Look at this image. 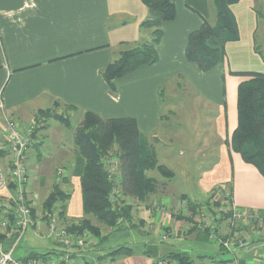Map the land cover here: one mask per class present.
<instances>
[{"label": "crops", "instance_id": "crops-1", "mask_svg": "<svg viewBox=\"0 0 264 264\" xmlns=\"http://www.w3.org/2000/svg\"><path fill=\"white\" fill-rule=\"evenodd\" d=\"M175 6V18L162 26L158 60L115 79L114 93L102 71L120 51L148 37V30L142 26L148 8L142 0H0V101L4 107L0 109V149L6 143L3 113L31 122L57 106L60 110L69 107L65 111L70 116L79 114V123L86 111L103 118L134 117L140 132L153 140L159 163L174 172L171 178H161L149 170L148 175L158 182L157 191L144 202L129 197L134 205L130 224H138L135 226L141 227L142 235L149 236H144L143 249L132 248L133 254L117 258L118 264H154L158 257L178 251L177 243L170 248L166 246L170 241L161 240L163 230L176 234L173 241L206 239V234L193 231L192 222L183 215L189 212L188 199L195 197L194 193L171 189V181L177 177L182 176L184 182H191L206 194L227 184L232 204L264 213V175L228 145L238 125V87L249 78L236 73H264V59L256 49L261 51L259 42H264V0H240L231 5L239 40L228 42L226 60L208 71L188 60L186 45L190 32L200 28L205 20L214 23L215 0H176ZM167 87L174 90V97L176 89L187 88L192 106L198 104L203 109V113L195 115L198 135L192 137L193 132L190 133V138H200L199 151L183 141L187 133L182 134L186 128L180 124L172 134L175 141L179 140L178 151L174 152L166 141L171 137L166 135L170 126L161 128L169 121L161 91ZM42 121L44 124L32 136L27 152V196L40 216L36 203L46 185L59 184L69 192L71 188L67 216L77 220L84 216L81 175L85 158L74 141L79 123L69 142L57 131V120L44 117ZM187 145L198 154L191 162L201 168L190 165L186 169L181 162L175 164L178 170L172 167L173 160L187 153ZM29 166L36 171L32 183ZM196 170L202 171L196 175ZM215 199H221V195L215 193ZM101 240L91 235L87 247L73 254L74 264H94L106 254ZM181 247L182 251H189V247ZM244 250L245 257L252 256L249 247Z\"/></svg>", "mask_w": 264, "mask_h": 264}, {"label": "trees", "instance_id": "trees-1", "mask_svg": "<svg viewBox=\"0 0 264 264\" xmlns=\"http://www.w3.org/2000/svg\"><path fill=\"white\" fill-rule=\"evenodd\" d=\"M175 1L142 0L148 8V15L142 21V26L151 31L142 42L120 51L102 71L112 92H116L115 79L141 66L152 65L158 60L157 48L163 34L162 25L175 18ZM239 1L215 0L214 23L205 20L200 28L190 32L186 57L189 61L195 62L200 69L208 71L222 64L227 57L226 44L239 40L238 24L231 10V5ZM256 49L264 59V54ZM236 74L247 75L249 78L242 81L238 87V125L228 140V145L240 153L245 162L256 166L264 175V73L250 71ZM59 120L69 125V119L60 116ZM74 141L85 158L81 175L84 216L77 218V225L70 220L67 216V200L70 199L71 193L61 188L59 184L53 187L43 204L44 210L58 211L60 220L72 231L81 233L87 231L92 236L101 238V225L96 224L94 220L108 227L118 226V229L128 227L127 224L133 222L134 205L126 202L123 197H132L144 202L157 191L158 182L155 177L148 175L149 170L156 169L167 178L174 176L171 168L159 163L153 140L140 132L134 117L103 118L96 112L86 111L84 118L76 127ZM5 155L6 152L0 149V156ZM111 158L117 159L119 163L116 168L120 173L119 181L109 171L108 160ZM228 191L230 196L225 200L215 199L213 191L205 201L209 206L223 205L228 209L223 211V220L232 215L229 209L232 204L230 187ZM188 203L190 205L188 209L192 214L199 212L204 205L203 202L192 199H188ZM187 219L190 222L194 221L193 216ZM4 236L0 234V240ZM224 253L225 250L220 244V254L216 259L218 262H225L220 259V255ZM131 254L133 249L126 244H119L106 253L114 259ZM166 257L174 259L177 264H196L187 251H174Z\"/></svg>", "mask_w": 264, "mask_h": 264}, {"label": "built area", "instance_id": "built-area-1", "mask_svg": "<svg viewBox=\"0 0 264 264\" xmlns=\"http://www.w3.org/2000/svg\"><path fill=\"white\" fill-rule=\"evenodd\" d=\"M0 109L4 110L1 101ZM3 118L6 143L1 149L6 152V155L0 156V190L3 192L0 195V234L5 236L0 240V264H74L73 254L87 247L91 234L87 231L83 233L72 231L60 220L58 211L43 210L41 216H38L26 193L27 152L32 136L40 124L38 125L37 120L21 122L6 113H3ZM116 161L115 158L108 160L111 174L116 172ZM215 193H219L224 200L230 196L227 184H220L215 189ZM229 209L232 211L231 217L226 219L229 229L223 233L222 228L220 230L218 228L220 225L218 221L224 216L223 211H228L223 205L215 212L213 219L199 218L197 223L195 220L192 221L197 231L210 236L211 239L218 238L225 252L234 255L232 260L211 261L207 264H264V213L256 209L237 207L234 204H231ZM176 211L179 212V210ZM203 212L202 217L206 214L205 211ZM183 215L187 218L192 217L190 210ZM72 221L78 224L77 220ZM30 227L34 229V235L53 240L58 248L37 256L15 257V247ZM176 237V234L164 230L160 233L162 241H169ZM246 247L252 250L251 257L235 256L237 250L246 249ZM156 263L177 264L169 257L159 258ZM94 264L118 263L112 256L104 254L98 257Z\"/></svg>", "mask_w": 264, "mask_h": 264}, {"label": "rangeland", "instance_id": "rangeland-1", "mask_svg": "<svg viewBox=\"0 0 264 264\" xmlns=\"http://www.w3.org/2000/svg\"><path fill=\"white\" fill-rule=\"evenodd\" d=\"M163 26V25H162ZM148 30V36L150 34V29ZM259 46L261 47V52L264 54V42H259ZM174 80V79H173ZM172 80V81H173ZM177 94L174 97V90L170 87H167L166 90L164 91V88L162 89V97L165 101V113L167 114V116L169 117V121H165V123L162 125V129L164 127H166V125L170 126V132L166 133V135L170 138H167L166 141L169 143V145H171L172 149L175 150L174 152L178 151L180 143L178 144L177 142L179 141H175L174 138L172 137V134H174L175 130H179V126L178 124H180L182 127L186 128V131L182 130V134L187 133V135L184 137L183 141L186 144H191L193 146V148L196 151H199L201 146L199 144V139L197 137L192 138L193 136L198 135V132L195 131V126L197 123V119L195 117V115H197L198 113L202 112V108L198 106V104H195V108L192 106V102L190 100V93L188 92L187 88H178L176 89ZM172 92V93H171ZM176 103L178 104V106H175ZM59 108L58 106L52 110L46 111L44 112L41 117L37 118V123L38 125L40 124V127L44 124V121H42V119L44 117H46V119H55L57 121H55V127L58 126L57 131L61 132L62 137L68 139L69 142L73 141L72 138V134L74 131V128L76 127V125L79 123V114L77 115H68L67 112L65 111L66 109H69V107H66V109L60 110L57 109ZM172 108H174V110L176 111H171ZM196 109V110H195ZM177 113V115H176ZM203 113V112H202ZM60 116H62L63 118H67L69 119V125H66L65 123H63L61 120H59ZM177 119V121H176ZM194 120V122H193ZM174 132V133H173ZM192 137L190 138V133H192ZM177 143V144H175ZM184 144V143H183ZM190 148H184L187 153L180 157L178 160H173L172 161V167H174L175 169H177L175 167V164H179V162H181L182 166L184 168H189V166L191 165L192 168L194 169H198L201 168L200 164L197 163H192L191 161L194 162V160H196L198 158V154L194 153L195 150L191 149L190 145H187ZM162 149V148H161ZM171 149V150H172ZM161 155V154H160ZM202 156V155H201ZM162 155L161 157L159 156L160 159H162ZM203 157V156H202ZM115 166L116 168L118 167L119 163L118 161L115 162ZM162 165H164L163 163H160ZM30 167V166H29ZM205 167V165L203 166ZM115 168V169H116ZM180 171H181V166H179ZM178 170V169H177ZM202 170H196L193 173L194 174H198L200 173ZM152 175H158L161 178H165V176L163 177V175L158 171V170H153L151 171ZM184 174V172H182ZM30 175H31V183H32V178L35 177L36 175V171L34 168L30 167ZM40 175V174H39ZM112 176L115 178L116 176V180L119 181L120 178V173L118 170H116V172L114 174H112ZM156 177V176H155ZM167 178V177H166ZM185 180V179H184ZM183 177H177L176 179H173L171 181V189L175 192L177 191H183V192H188L189 194L194 193V197L192 198L193 200H197V201H201L204 203V205L202 206V208L199 210V212L197 213H193L192 216L195 220V222L197 223L198 220L197 219H204V218H211L215 216V212L218 210V208L220 207H216V206H209L205 203V201H207V199L209 198V194L204 193L203 191H201L200 189H198V187H194L192 186L191 182H184ZM189 184V185H188ZM50 185H46L45 188H43V192L41 197L39 196V199L37 200L36 203V207H37V211L42 214L44 208L42 209V202L48 198L49 196V191L53 188V187H49ZM53 186V185H52ZM49 190V191H48ZM70 193H72L71 188H69ZM68 191V190H66ZM48 194V196H46ZM123 199H125L126 202L128 203H133V201L130 200L129 197H123ZM43 202V204H44ZM135 202V201H134ZM187 205L190 207L189 203L187 202ZM186 205V206H187ZM186 206L183 207V211L186 212ZM203 211L206 212L205 216L202 217V214L204 213ZM55 212V210L53 211ZM220 217H221V213ZM41 216V215H40ZM224 218V217H223ZM94 222L98 225H101V235H100V240L103 239L101 241V245H102V250L106 251V252H110L112 251L115 247H117L119 244H126L128 246H131L132 248H134L135 250H141L143 249L146 245L143 243V239H145L147 236H149V234L147 235H142L143 231L141 230V227L139 226H130V227H123L118 229L117 227H108L105 224L102 223H97V221L94 220ZM216 222V221H215ZM220 225H219V230L221 228H223L225 231H227L229 228L227 225L228 222L226 219H221L220 221ZM217 224V223H216ZM218 225V224H217ZM224 226V227H221ZM225 231H222L225 232ZM146 236V237H144ZM174 239H170L169 241V245H166L167 247L173 248L172 243H177L175 246L177 248L178 251H180L181 249H183L181 246L185 245L189 251V255L195 260V262L197 264H203V263H210L211 261H214L217 259V257L220 254V242L218 238H214L211 239L210 236H206V239L204 240H193L192 238H182L180 240L177 241H173ZM116 244V245H114ZM58 245L51 239L48 238H41L38 237L36 235H34V229L32 227H30L26 233L24 234V236L21 238V240L19 241V243L16 245L15 250H14V256L17 258H25L29 255H31L32 253H37V254H42V253H46L48 251H51L52 249H57ZM175 248V249H176ZM59 250V249H58ZM228 253V252H225ZM199 255H204V257H199ZM236 255L237 257H244L245 258V250L243 249H239L236 251ZM159 259V257L157 258V260ZM116 261L117 258H115Z\"/></svg>", "mask_w": 264, "mask_h": 264}, {"label": "water", "instance_id": "water-1", "mask_svg": "<svg viewBox=\"0 0 264 264\" xmlns=\"http://www.w3.org/2000/svg\"><path fill=\"white\" fill-rule=\"evenodd\" d=\"M234 258V255L232 253H224L220 255V259H223L225 261L232 260Z\"/></svg>", "mask_w": 264, "mask_h": 264}]
</instances>
